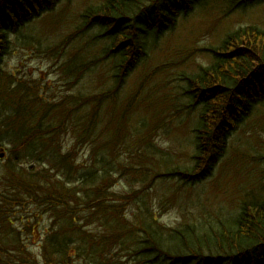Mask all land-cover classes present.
Returning a JSON list of instances; mask_svg holds the SVG:
<instances>
[{
    "label": "trees",
    "instance_id": "1",
    "mask_svg": "<svg viewBox=\"0 0 264 264\" xmlns=\"http://www.w3.org/2000/svg\"><path fill=\"white\" fill-rule=\"evenodd\" d=\"M64 1L72 0H0V78L16 40L45 17L53 23ZM215 3L229 16L264 0H100L80 13L75 31L81 32L62 69L66 93L45 98L26 82L0 89V146H11L14 163L4 176L12 188L0 193V264H264L262 196L247 195L229 218L206 219L197 206L170 229L157 215L179 206L180 191L168 182L183 187L205 180L234 131L264 107V26L228 33L208 50L209 65L185 79L187 110L199 109L187 163L157 154L152 133L129 126L122 110L159 101L124 95V84L183 18ZM85 77L98 78L101 88ZM63 134L75 146H90L89 162L82 166L73 149L60 146ZM118 147L126 149L122 156ZM126 171V180L138 179L142 190L134 192L131 183L113 192L111 178L125 179ZM160 191L165 202L156 209L151 195ZM16 209L22 210L14 217ZM36 236L38 253L25 241Z\"/></svg>",
    "mask_w": 264,
    "mask_h": 264
},
{
    "label": "rangeland",
    "instance_id": "2",
    "mask_svg": "<svg viewBox=\"0 0 264 264\" xmlns=\"http://www.w3.org/2000/svg\"><path fill=\"white\" fill-rule=\"evenodd\" d=\"M99 1H64L58 7L59 11L55 13L53 23L43 21L47 18L45 17L28 27L29 32L24 33L25 37L16 40L14 51L6 59L5 72L0 78L1 91L10 90L17 82H26L34 90L38 89L45 98L54 99L62 92L66 93L62 69L67 52L68 56L71 55L74 41L81 32L75 31L80 13ZM208 7L206 10L197 9L190 16L181 18L175 31L166 34L148 50V59L128 78L124 90L121 89L124 95L131 92L137 97L144 93L159 100L152 105H138L133 112L126 106L122 110L126 118L128 117L129 126L135 130L140 129L146 135L152 133L151 141L157 154L171 160L174 165L187 163L195 147L193 129L199 109L196 108L192 112L187 110L190 101L183 95V89L187 86L185 79L196 73L200 67L209 65L208 50L219 47L228 33L248 25L264 26V3L254 4L229 16L220 13L216 3ZM84 27L87 30L90 28L89 25ZM84 79L90 87L95 84V89L101 88L98 78ZM144 117L149 119V122ZM60 144L66 151L73 149L76 162L82 166L85 161L89 162V155H86L90 150L89 145L75 146L71 134H63ZM10 147L0 146V154H4V158L0 159V193L6 192L9 186L12 188V184H8L4 177L8 173V166L14 164H9L13 157ZM117 150L120 156L126 151L123 147H118ZM128 157L125 156L124 159ZM133 167L137 166L134 164ZM37 169L43 167L39 164ZM127 173L128 171L123 172L125 179L118 175L111 178L109 185L113 186V192H125L129 190L131 183L134 184V192L142 190L138 179L126 180ZM49 175L54 174L50 171ZM6 185L9 186L6 188ZM167 185L180 191L177 196L179 206L167 205L162 209L158 204L165 202L162 192L151 196L152 200H157L156 209L160 208L157 214L160 216V222L168 229L182 224L184 218L196 213L194 211L197 206L203 207L201 212L206 213L203 215L206 219L215 220L213 217L216 218L217 214L229 218L237 213L240 201L247 195L264 197V107H258L251 118L234 131L228 139L225 155L205 180L195 186L175 187L173 181ZM125 186L129 188L124 189ZM31 207H36L38 212H42L38 206ZM21 210H14V217L19 215ZM27 212L29 214L31 208L27 209ZM45 223L49 225L47 219ZM25 241L30 250L39 252L41 242L37 236L25 237Z\"/></svg>",
    "mask_w": 264,
    "mask_h": 264
},
{
    "label": "water",
    "instance_id": "3",
    "mask_svg": "<svg viewBox=\"0 0 264 264\" xmlns=\"http://www.w3.org/2000/svg\"><path fill=\"white\" fill-rule=\"evenodd\" d=\"M3 155H1V157H2Z\"/></svg>",
    "mask_w": 264,
    "mask_h": 264
}]
</instances>
